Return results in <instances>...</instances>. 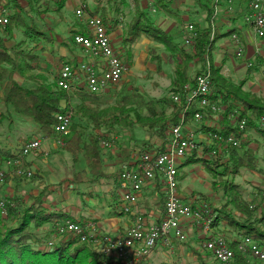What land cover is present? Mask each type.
I'll return each mask as SVG.
<instances>
[{"label":"trees","instance_id":"trees-1","mask_svg":"<svg viewBox=\"0 0 264 264\" xmlns=\"http://www.w3.org/2000/svg\"><path fill=\"white\" fill-rule=\"evenodd\" d=\"M17 1L10 0L15 11L4 27L0 24V100L6 108L11 107L17 115L32 120L45 138L55 135L59 114L67 110L73 111L72 125L69 135L65 138L64 148L71 154L74 164H78L83 159L90 170L89 176L91 175L89 177L84 171L77 172L73 186L80 181V177L85 178L87 182L108 177L103 171L102 136L98 135L101 131L111 134L117 129L129 131L140 128L161 141V146L156 149L157 152L165 151L170 139L168 132L171 135L173 128L180 124L184 107L173 101V95L181 94L184 99L185 87L194 85L196 78L209 67L211 87L208 100L220 109L221 120L218 126L208 127L203 124L196 131H205L213 138L215 135L221 137L232 135L242 144L236 148L227 146L216 139L211 145L195 142L196 147L192 151V158H189L180 168L190 163L203 165L213 178L215 191L219 190L217 180L226 183L224 193L228 195L229 200L221 209L214 211L210 209L215 214H213L212 227H217L222 222L233 231L234 241L231 247L235 252L234 264H260L239 252L237 244L242 238L248 237L264 246V213L262 212L259 218H254L255 209L253 210L252 205L241 197L239 186L228 178L235 179L244 172L258 171L256 152L249 147L246 138L249 132L259 131L257 123L264 118V98L245 91L244 82L234 83L223 73L222 68L214 65L212 59L215 44L222 38L232 36L234 31L217 33L212 26L213 9L211 8L208 10L207 25L194 27L197 35L190 46L192 48L186 50L155 25L148 16L146 8L142 6V2L132 0L135 13L127 28L125 44H134L144 37L168 49L174 60L171 95L160 99H147L137 90L127 92V85L119 92L115 89L119 85H116L112 90L116 95V103L103 106L100 103V97L85 91L67 93L57 87V80L54 84H49L45 76L34 74L36 71L44 70L38 63L39 56L33 51H26L21 46H10V43L5 40L4 37L12 36L16 28H24L29 34L42 35L33 23L26 22L22 15L24 9ZM25 1H28L29 6L32 4L31 0ZM68 1L59 0L58 2L57 12L61 17L62 9ZM98 13L99 11L95 14ZM99 15L106 27L110 28L107 24L111 21L108 18L109 12L102 9ZM78 34L86 35L85 31H80ZM74 61L75 59H72L67 62L74 63ZM193 64L195 65L194 73L191 72ZM75 96H77V102H75ZM197 113L211 116L216 112H213L211 107L202 108L195 103L191 104L184 117L186 136L189 135L190 129L194 132L193 129L196 128L193 124ZM241 120H246L244 130L238 127ZM84 123L90 125L93 132L89 133L88 125L85 126ZM202 146H204V154L198 155V148ZM146 151L154 152L153 146H148ZM214 152L217 154L216 157L212 155ZM206 154L211 155L213 162L204 156ZM17 156L16 151L11 149L0 151V159L3 157L15 159L18 158ZM27 166L25 164V167ZM134 166L135 164H123L121 170L109 176L114 178L117 186H120L119 179L123 169H131ZM43 185L44 183L41 184ZM162 187L163 185L158 182L156 188L161 195L163 194L159 202L163 214L158 223L165 219V193L161 192ZM47 189L48 186L37 195H30L29 202L24 206L15 197L3 201L4 206H0V264H110L109 258L99 254L88 244L76 245V241L63 239L53 246L47 245L49 242H47V239L49 240L47 227L63 221L64 218L63 214L50 212L47 209L46 199L49 196ZM231 205L240 215L239 220L230 211ZM192 207L195 208V206Z\"/></svg>","mask_w":264,"mask_h":264},{"label":"rangeland","instance_id":"rangeland-1","mask_svg":"<svg viewBox=\"0 0 264 264\" xmlns=\"http://www.w3.org/2000/svg\"><path fill=\"white\" fill-rule=\"evenodd\" d=\"M2 1L8 9V17H10L13 15L15 8L10 0ZM31 1L32 4L30 6L28 5V1L25 0H18L17 2L24 9L22 15L26 22L33 23L37 31L42 35L35 33L29 34L24 28H16L12 36H5L4 38L10 43V46H21L26 51L36 53L39 56L38 63L44 70L41 69L42 71H36L34 74H42L47 78L49 84H54L62 64L68 60L64 53L66 50L65 46L72 47V45H76L74 43L75 33L72 30L80 24L84 25V22L77 18L72 13V10L69 9V6L72 4L71 2H68L67 7L62 9L61 17L57 12L59 0ZM84 1L91 12L95 11V3L98 2L97 0ZM226 3L221 4L219 7L225 8L226 6L228 12H233L239 3H244V0H235L232 5ZM213 4L214 0H157L154 7L155 11H153V8H148L144 4L143 7L146 8L148 16L155 22L157 27L169 35L181 48L190 50L192 48L190 47L191 45L186 44L189 35L188 28L190 25L194 27L206 26L208 10L213 9ZM107 6L112 13V16L108 17L112 23L111 21L107 22L108 26L111 25V28H107V30L111 37L113 36L115 42H117V55L127 68V75L123 77V80L115 89L120 92L127 85V92L137 90L147 99L169 97L171 95L170 82L174 78V60L168 49L144 37L140 38L134 44L126 45L123 41L127 35L128 25L135 13L134 4L132 0H108ZM230 8L232 11L229 10ZM247 14L248 12L245 13L244 11H241L237 15L235 14V25L239 26V23H243V18ZM229 16L232 18V15ZM2 26L4 27L5 25ZM228 27H231V24ZM226 43H230L231 48L236 51L234 41L229 39V37L222 38L212 50V55L215 60H217L216 56L220 54V47ZM229 56L231 57L232 55L230 54ZM159 62H161V65H159ZM225 66L230 67L231 63L226 62ZM194 70L195 65L193 64L191 72L193 71L194 73ZM112 90L114 89L109 90V92L99 98L101 105L111 106L116 103V95ZM201 115L203 116L200 120L194 119L193 125L196 128L193 129L194 132L190 129V132L195 135L194 142H205L211 145L213 144L212 141H214L213 136L205 131H196V129H200L207 122L212 125L213 123L220 122V111L213 113L211 116H206V114ZM260 123L263 124L260 125L261 128L258 127L264 133V121ZM83 125L86 126L88 124L84 123ZM88 128L89 133L93 132L90 125H88ZM40 133L41 130L32 120L17 115L11 107L6 108L0 100V151L11 149L16 151L19 157L22 148L28 142L41 140L39 139ZM249 133H251V137L249 141L247 137L246 142L256 152L258 171L255 173L244 172L240 177L235 179L229 177L228 180L239 186L241 197L248 204L252 205L253 210L255 209L253 217L259 218V215L262 212L264 213V135L259 131H251ZM98 135L102 136L103 171L108 177L101 178L97 181L94 180L92 183L80 177L81 182L79 181L72 186L77 172L84 171L89 176L90 170L83 159L78 164H74L71 154L65 150L64 146L57 145L54 140H50L56 148L50 150L47 156V162H43L41 165L44 177L41 175L42 171L40 169L29 166L25 162L26 159L32 158V153H36L37 151L32 152L24 158H20V164L17 163L19 161L15 162L13 159H5V157L0 159V174L2 172L5 174L4 182L0 184V200L5 201L8 198L15 197L24 206L29 202L30 195H36L42 190L41 184L45 182V185L48 186L47 192L50 191L46 199L50 210L53 212H68L72 221L96 225L94 222L88 223L89 216L86 213H90L91 211L100 215H106L107 218L106 220H102L103 222L110 220L108 219L109 216L117 219L128 218L124 216L126 215L124 213L122 215L113 213L114 211L118 213L122 212L124 195L120 191V186H117L114 178L109 175L121 170L123 168L122 165L128 164L130 160H139L141 153L146 151L148 146H153V151L156 152V149L161 146V141L157 140L151 133L140 128L129 131L117 129L111 134L101 131ZM170 137L171 135L168 132V138ZM203 148L204 146L198 148V155L204 154ZM212 155L217 156L214 153ZM192 156L193 152H190L186 158H182L180 160V166L185 164ZM204 156L210 162H213L211 155L206 154ZM41 159H43L42 153L38 155V160ZM9 162L12 164L9 165ZM25 164L28 166L25 167ZM180 166V196L181 200L186 204L195 206V208L206 205L214 211L215 209H221L229 200L228 195L224 193V184L226 183L217 180L219 190L215 191L213 189V178H211L203 165L190 163L183 168H180ZM19 167L21 170H25L26 175L16 174ZM132 169H123V172ZM28 171L32 173L31 177H28ZM157 184L152 183L150 184L151 186L149 185L151 188L145 189L142 204H137L138 206L135 208V212L137 209L139 212H137L138 215H141L148 223L149 220L157 219L163 214L162 207L159 203L160 197L163 194L161 195L158 192L156 188ZM160 190L163 192L164 186ZM113 194H118L114 207L113 201L116 197ZM59 205L61 206L59 207ZM110 209L111 211H109ZM229 209L234 217L239 220L240 215L234 210V207L231 205ZM78 211H82L85 214L78 216ZM107 211L111 214L107 213ZM129 216L131 220L135 217L133 214H129ZM66 219L68 218H63V220ZM220 224L217 227H213V231L224 236L226 239H230L233 231L228 229L222 222ZM53 228V225L47 227V230L49 229V233L47 232L49 234V240L47 239V242L54 241L57 244L61 240L57 239L52 230ZM183 229L185 233V239L183 241L173 239L171 248H168L162 241H159L156 249L149 256L148 259L150 262H147V264H218L211 254L203 249V244L206 239L212 237L210 233L207 232L208 235L201 225L186 224L185 226L183 225ZM128 230L126 229L124 234ZM99 233L101 234L102 232L99 231ZM109 260L111 261L110 264L114 263L111 258ZM251 261L256 262L254 260Z\"/></svg>","mask_w":264,"mask_h":264},{"label":"built area","instance_id":"built-area-1","mask_svg":"<svg viewBox=\"0 0 264 264\" xmlns=\"http://www.w3.org/2000/svg\"><path fill=\"white\" fill-rule=\"evenodd\" d=\"M148 8H153L157 0H139ZM222 0H214V5ZM235 0H228L232 5ZM232 11V9H229ZM249 13L245 16V23L250 26L255 38L263 43L256 48V55L260 58L262 76L264 78V0H249ZM77 18L84 20L88 28V34H77L74 43L81 47L87 57L85 61H78L76 64L65 62L62 64L57 87L67 93L85 91L90 95L102 97L109 90L119 85L123 77L127 75V68L114 50L107 27L98 14H90L84 4L75 11ZM8 9L0 0V24L8 23ZM214 32V31H213ZM187 45H192L196 32L194 26L188 28ZM233 41L239 45L238 58H243L245 49L241 45L238 35L232 36ZM254 63H248V68L254 67ZM210 69L199 75L194 85H188L184 89V99L181 94L173 95V101L183 105L180 124L173 128L168 146L163 152L145 151L141 153L139 160L135 162L132 170L122 173L120 188L124 195V207L122 213L135 217L131 226L123 236H110L99 233L98 227L94 224H83L69 219L56 222L52 229L57 239L73 240L77 244H88L99 254L111 258L112 264H147V259L156 249L157 243L162 241L165 246L171 248L173 239L183 241L185 233L183 222L192 225L203 226L206 232L212 237L204 243V250L210 253L218 264H234L235 252L231 247L232 240L215 234L212 227L214 221L213 212L208 206L193 208L181 200L179 185L180 160L192 152L196 145L192 132L186 136L184 130L185 113L191 104L199 107H211L213 112L220 109L212 105L208 100L210 94ZM65 107V105L63 106ZM202 118L201 113L195 115L196 120ZM73 120V111L67 110L57 116L55 136L46 138L45 141L54 140L57 145L65 146V138L70 133ZM264 121V118L261 119ZM240 130L246 127V120L238 123ZM214 139L225 145L239 148L242 142L234 136H214ZM42 146L41 140L28 142L21 150L15 162L20 164V158H24L32 152L39 151ZM216 154V152H214ZM12 163L9 162V165ZM16 167V163H15ZM17 175H26L25 170L17 169ZM4 173L0 174V184L4 182ZM28 177L32 173L28 171ZM159 182L164 186L165 193V219L160 223L149 224L141 215L135 212L139 201V195L149 184ZM0 206L4 202L0 200ZM54 241H49L48 246H53ZM237 250L246 255L250 260L264 264V246L252 238H242L237 244Z\"/></svg>","mask_w":264,"mask_h":264},{"label":"crops","instance_id":"crops-1","mask_svg":"<svg viewBox=\"0 0 264 264\" xmlns=\"http://www.w3.org/2000/svg\"><path fill=\"white\" fill-rule=\"evenodd\" d=\"M97 1L98 2L95 3V7H96L95 11L91 12V10H89V8H87L88 12L90 14H95L97 11H99V9H100L99 13L102 11V9H105L110 14L108 16L109 17L112 16L111 15L112 13L110 12V9L107 8L108 7L107 6L108 0H97ZM68 2L72 3L69 6V9L72 10L73 14H75V11L81 6V4H84L87 7V5L84 3L85 2L84 0H69ZM68 2L66 3L65 7H67ZM226 2L228 3V0H222L220 3H218L216 5L213 4L214 6H213L212 26L216 30L217 33H226V32H230V31H234L233 35L234 34L238 35V37H239V39L241 41V45L245 49V54H244L243 58H238L236 53L238 52L239 45L234 41L235 42V47H236V51H235V50H233L231 48V44L230 43H226V44H224V45H222L220 47V54L216 56L217 60H215L214 56L212 55L213 63H214L215 66L222 68L223 73L226 76L230 77L234 83L239 84L240 82H244V90L245 91H249V92L255 93L258 96H261V97L264 98V80H263L264 78L262 76L261 65L259 64L260 58L257 57V55H256V48L258 46H260L263 42L259 41V40H257L255 38L253 32L250 29V26H248L245 23L244 18H243V23H239V26L235 25L236 24L235 14L237 15L241 11H244L245 13H247V12L249 13V11H250L248 9L249 8V0H244L243 4L239 3L238 6L236 8H234L233 12H228L226 10V6H225V8L219 7L221 4L226 3ZM143 4L144 3H142V6H143ZM65 7L63 9H65ZM222 11H223V13H222ZM229 15H232V18H230ZM82 21L84 22V25L80 24L77 28H73V30H72V32L75 33V35L78 34L80 31H85V33L88 34L89 31H88L86 22L84 20H82ZM229 24H231V27H228ZM112 25H114V24H112ZM109 26H111V25H109ZM118 26H120V25H118ZM232 36L231 37L229 36V39H231L233 41ZM110 37H111V35H110ZM125 39L123 41L124 43H125ZM111 42H112V45L114 47V50L116 52H118V50L116 49L117 48V45H116L117 42H115V40L113 39V36L111 37ZM215 46H216V44H215ZM65 47H66V50H65L64 53H65V56L68 58V60L75 59L73 64H76L78 61H81V60L82 61L87 60V57H86V55H85V53H84V51H83V49L81 47H79L77 45H75V46L72 45V47H68V46H65ZM230 54L232 55L231 57L229 56ZM235 56H236L237 59L235 58ZM226 62H230L231 66L230 67H226L225 66ZM248 63H254L255 65L252 68H248ZM192 73H193V71H192ZM171 83H172V80H171L170 84ZM77 101H78L77 96H75V102H77ZM64 105H65V102H63V106ZM260 122H262V120H260L257 123L258 124L257 126H259V127H260V125L263 124V123H260ZM219 123L220 122H216V123H213V125H212L211 123L207 122V123H205V125L208 126V127H213V126H218ZM258 130L260 131V133L261 132L263 133V131H261L259 128H258ZM250 135H251V133H248V139H247L248 141L250 140V137H251ZM262 135H264V133ZM44 138L45 137L43 136V134L40 133V138L39 139L42 140L41 149L39 151H37L36 153H32L33 154L32 158L26 159V161H25L29 166H33V167H35L37 169H40L41 171L43 169L41 165H42L43 162H47V156L49 155L50 150L52 148L53 149L56 148L54 143L50 142V140L49 141H45ZM36 139H38V138H36ZM40 153L43 154V159L38 160V155ZM136 161L137 160H133V161L130 160L128 162V164L130 163L131 165H134ZM41 175L44 177L43 171L41 172ZM155 183H158V182H155ZM149 185L146 186L143 189V191L141 192V194L139 195L138 205L142 204L143 198H144V195H145L144 191H145L146 188H149L151 186V185L150 186ZM45 186L46 185H45V182H44V186H41V188L43 189ZM119 190H120V188H119ZM179 192H180V185H179ZM49 193H50V191H49ZM156 193H154V195H156ZM113 195H114V197H116L114 199V201H113V207H114L116 199L118 197V194H113ZM47 203H46L47 209H49L50 212H53V211L50 210L49 205ZM60 206L61 205H59V207ZM109 211H111V209ZM109 211H107V213H110ZM136 212H138L137 209H136ZM56 213L63 214L64 216H67V217H64V218L71 219L70 214L68 212L64 213L63 211H59V212H56ZM113 213L116 214V215H122V212L118 213L117 211L116 212L114 211ZM83 214H85V213L82 212V211H78L77 212L78 216L79 215L82 216ZM86 214L89 216V222L88 223H93L94 222L96 224V226L99 228V231H101L103 234L110 235V236H113V237L123 235L124 232L126 231V229L128 230V228L131 226V221L132 220H131V217L129 215H124V216L128 217V218L125 217L124 219H117V218H115L113 216H109L108 219H110V220H108L106 222H103L102 220H106V218H107L106 215H100V214H98L96 212H93V211H91L90 213H86ZM161 218H162V215L159 218H157V219H151V220H149V224L158 223ZM186 224H190V223L184 222L183 225L185 226ZM213 234L215 235V234H219V233L214 231ZM233 237H234V235H232V237L230 238V240H232V242L234 241ZM203 249H204V244H203ZM147 262L149 263L150 260L147 259Z\"/></svg>","mask_w":264,"mask_h":264}]
</instances>
